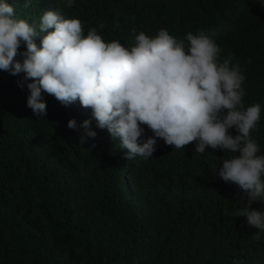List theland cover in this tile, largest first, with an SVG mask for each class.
<instances>
[{
	"label": "trees",
	"instance_id": "trees-1",
	"mask_svg": "<svg viewBox=\"0 0 264 264\" xmlns=\"http://www.w3.org/2000/svg\"><path fill=\"white\" fill-rule=\"evenodd\" d=\"M4 2L33 26L57 10L80 19L85 35L95 27L106 42L129 48L141 31L167 29L185 47L187 33L205 34L221 59L239 64L245 108L261 104L252 136L264 155V0ZM33 39L41 46L42 35ZM26 48L22 42L19 51ZM24 75L0 70V264H264V232L234 215L248 207L246 193L218 176L232 153L199 154L195 142L175 149L158 138L152 157L128 160L120 138L79 101L65 106L43 93L47 114L36 117ZM72 119L91 120L97 136L81 144L83 129H70ZM142 127L141 143L153 136ZM251 207L264 211V202Z\"/></svg>",
	"mask_w": 264,
	"mask_h": 264
},
{
	"label": "clouds",
	"instance_id": "clouds-1",
	"mask_svg": "<svg viewBox=\"0 0 264 264\" xmlns=\"http://www.w3.org/2000/svg\"><path fill=\"white\" fill-rule=\"evenodd\" d=\"M30 5L25 0L24 7ZM73 5L74 0H66L67 7ZM39 35L38 47L33 38ZM187 41L185 47L167 29L154 36L141 31L129 48L118 40L106 42L95 27L85 35L80 19L65 18L57 10L44 11L39 26H33L0 0V70L24 73V80L32 81L27 106L36 117L47 114L43 93L65 106L79 101L92 109L99 128L120 138L128 160L152 157L158 138L175 149L195 142L199 154L208 148L232 153L222 160L218 176L246 193L248 207L239 208L235 217H245L264 232V211L251 207L254 201L264 202V155H257L260 148L252 136L261 104L245 108V76L231 56L221 59L213 39L189 32ZM22 42L24 52L19 51ZM18 55L22 62L15 59ZM142 125L153 136L141 143ZM68 127L83 129L81 144L97 136L91 120L78 126L72 119ZM233 128L235 136L229 132Z\"/></svg>",
	"mask_w": 264,
	"mask_h": 264
}]
</instances>
